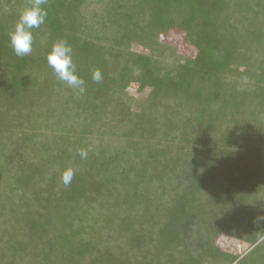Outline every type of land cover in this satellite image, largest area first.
<instances>
[{
  "label": "trees",
  "instance_id": "obj_1",
  "mask_svg": "<svg viewBox=\"0 0 264 264\" xmlns=\"http://www.w3.org/2000/svg\"><path fill=\"white\" fill-rule=\"evenodd\" d=\"M28 6L0 0V264H264V0H48L18 57ZM60 39L83 95L47 63Z\"/></svg>",
  "mask_w": 264,
  "mask_h": 264
},
{
  "label": "clouds",
  "instance_id": "obj_2",
  "mask_svg": "<svg viewBox=\"0 0 264 264\" xmlns=\"http://www.w3.org/2000/svg\"><path fill=\"white\" fill-rule=\"evenodd\" d=\"M47 3L48 0H29V6L21 11L15 30L9 33L10 44L16 56L25 57L32 54L34 43L32 29H39L46 23L48 12L43 5ZM73 52L72 46L66 40H57L47 56V63L54 70L59 81L70 87L74 93L83 95L86 92L85 80L76 72ZM92 80L97 84L103 82V76L99 69L93 71ZM89 151L90 149H76L82 159H87ZM75 175L76 170L71 167L62 173L61 182L64 187H70ZM262 220H264V216L257 217L255 222L259 223ZM233 264H239V261L235 260Z\"/></svg>",
  "mask_w": 264,
  "mask_h": 264
},
{
  "label": "rangeland",
  "instance_id": "obj_3",
  "mask_svg": "<svg viewBox=\"0 0 264 264\" xmlns=\"http://www.w3.org/2000/svg\"><path fill=\"white\" fill-rule=\"evenodd\" d=\"M162 41L170 44L177 48L178 53L186 57H194L195 51L185 42L184 35L180 32H172L169 35L162 38ZM133 50L144 53L145 50L139 46H133ZM130 94L135 98V103L133 104L134 111H137L144 99L148 96L149 91L140 92L138 86L132 85L129 89ZM219 245L224 249L235 254H244L248 247L239 241L231 240L226 237H222L219 240Z\"/></svg>",
  "mask_w": 264,
  "mask_h": 264
}]
</instances>
